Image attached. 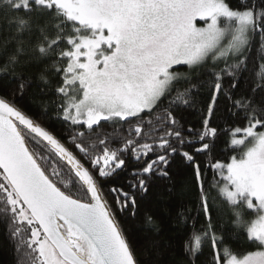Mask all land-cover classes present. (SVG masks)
Wrapping results in <instances>:
<instances>
[{
    "label": "snow or ice",
    "instance_id": "obj_1",
    "mask_svg": "<svg viewBox=\"0 0 264 264\" xmlns=\"http://www.w3.org/2000/svg\"><path fill=\"white\" fill-rule=\"evenodd\" d=\"M33 86L76 152L17 107ZM201 92L200 127L185 129L178 113ZM0 93V224L17 264H140L116 213L135 215V193L168 178L176 157L193 169L205 221L197 229L190 210L178 214L193 231L177 264H197L206 244L210 264H264V0H0ZM221 99L239 154L202 168ZM130 163L129 191L111 188L113 209L100 180ZM208 168L232 232L214 223ZM233 235L259 250L234 254Z\"/></svg>",
    "mask_w": 264,
    "mask_h": 264
},
{
    "label": "trees",
    "instance_id": "obj_2",
    "mask_svg": "<svg viewBox=\"0 0 264 264\" xmlns=\"http://www.w3.org/2000/svg\"><path fill=\"white\" fill-rule=\"evenodd\" d=\"M235 2V0H233ZM253 59L257 60V52L254 50ZM251 75L252 65H249ZM184 70V68H179ZM53 86H55V78H53ZM247 87V85H244ZM3 94V93H0ZM40 90L33 86L23 97L17 96L15 103L17 107L24 110L28 115L32 116L46 129L51 131L65 143L70 150L74 149L70 140L66 139L70 134V127L57 117L55 105L49 104L47 111L44 112L40 108ZM206 93L201 92L195 96L193 104L195 107L182 109L178 113V119L182 117L181 122L184 123L185 129L192 126L194 129L200 127V111L204 107L203 99ZM9 99L13 97L8 96ZM53 99H55L53 97ZM43 113V114H42ZM227 114L224 112V101L221 99L219 110L214 117V124L219 125L221 131L216 148L211 158L207 154L197 156V161L204 168L205 165L220 161L229 163L231 156L238 155V151H233L228 146V134L223 129L229 126ZM238 123V122H235ZM104 132H112V128L107 126ZM118 145H113L116 147ZM79 155V153H76ZM88 165L87 161H84ZM136 165L130 163L128 169L114 174L112 177L100 180L102 193L113 209H116L114 202V194L111 188H123L129 191V182L132 181L131 169ZM168 178L153 177L149 182V189L146 193L136 192L137 209L135 215L131 210L123 213L117 212V220L129 241L136 258L140 264H177L181 261L183 253V243L193 231L192 220L187 224L180 222L178 214L190 210L187 214L196 217V228L199 229L205 223L202 216L197 217V209L199 207L198 189L194 182L193 169L180 157H176L169 169ZM215 178V179H214ZM65 179H71L66 176ZM205 181V189L209 192V203L211 205L214 223L222 226L226 232H232L234 225L231 223L232 216L229 206L223 197L219 196L214 187H211L218 180L217 173L208 168L203 177ZM151 214L156 221V226H150L145 223V215ZM158 227V230H156ZM234 254H246L247 251L259 250L255 245L249 246L243 239H237L232 236V243L229 245ZM211 255L210 247L206 244L203 248V254L197 264H210ZM0 264H17V253L12 243L7 237V230L3 224H0Z\"/></svg>",
    "mask_w": 264,
    "mask_h": 264
},
{
    "label": "rangeland",
    "instance_id": "obj_3",
    "mask_svg": "<svg viewBox=\"0 0 264 264\" xmlns=\"http://www.w3.org/2000/svg\"><path fill=\"white\" fill-rule=\"evenodd\" d=\"M198 24H199V26H203L202 23H200V22H198ZM179 68H186V66H177V69H178V70H181V69H179ZM229 162H230V161H229ZM217 176H218V180H219V179H220V178H219V175L217 174ZM214 188H215V187H214ZM215 191L218 192L217 188H215Z\"/></svg>",
    "mask_w": 264,
    "mask_h": 264
}]
</instances>
